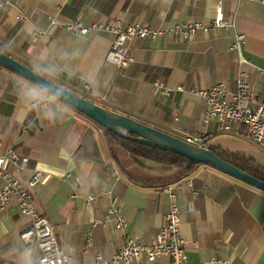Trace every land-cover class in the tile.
I'll return each mask as SVG.
<instances>
[{"label":"crops","instance_id":"0c3cea01","mask_svg":"<svg viewBox=\"0 0 264 264\" xmlns=\"http://www.w3.org/2000/svg\"><path fill=\"white\" fill-rule=\"evenodd\" d=\"M219 13L231 24L229 31L134 39V61L126 68L106 60L114 33L102 28L73 34L66 28L79 22L166 31L193 22L210 26ZM235 34L246 36L241 50L234 48ZM0 50L99 105L183 139L210 134L209 147L244 155L264 168V149L242 127H236L240 133H225L217 121L204 122L207 106L196 93L217 83L236 92L243 78L264 100V0H12L0 6ZM42 98L47 107L34 108ZM107 134L96 121L0 65V154L15 150L28 158L22 171L11 168L23 183L36 171L44 173L34 203L59 226L60 245L70 256L66 264H90L97 255L113 259L128 238L151 244L173 203L180 209L190 264H264V191L208 165L166 184L179 171L167 173L161 164L122 149L111 152ZM116 199L127 220L124 230L107 218ZM30 226L16 199L0 205V264H37L41 251L20 238ZM169 262L161 258L157 264Z\"/></svg>","mask_w":264,"mask_h":264},{"label":"built area","instance_id":"2783aa9c","mask_svg":"<svg viewBox=\"0 0 264 264\" xmlns=\"http://www.w3.org/2000/svg\"><path fill=\"white\" fill-rule=\"evenodd\" d=\"M12 0H0V6L10 5ZM52 25H57L56 19L50 17ZM231 24L219 13L210 26L200 22L185 23L172 30H154L150 26L133 24L123 26L115 25H93L85 27L76 22L69 24L66 28L73 34L86 35L92 29H102L112 32L116 39L107 54L106 60L118 68H126L134 61L130 50V43L136 38L154 39L164 34H174L183 39H189L197 31H214L217 29L230 30ZM42 33H34L35 40H40ZM236 42L234 48L241 50L246 42V36L235 34ZM264 71V70H263ZM165 94L169 90L164 89L163 83L156 82ZM85 90L91 91V86L86 85ZM196 93L207 106L204 122L217 121L220 129L225 133H240L236 127L243 128V134L249 140L257 143L264 149V100L249 88L243 78L238 80L236 92H230L224 83H217L210 89L196 90ZM256 108H251L252 104ZM34 108L45 109L47 99L37 100L32 105ZM184 140L198 145L206 146L211 135L202 133L198 136H188ZM1 146V141H0ZM28 158H21L15 150H9L6 154H0V205L4 207L10 199L18 201L21 214L31 220V226L24 230L20 238L25 243L41 251L37 264H66L70 260L60 245L59 226L53 224L46 215L39 211L34 203L33 191L42 182L44 173L36 171L26 183L21 182L11 171H22ZM186 187L193 189L192 181L187 180ZM172 197L174 194L170 191ZM107 218L112 219L116 229L124 230L127 227V220L122 214V208L116 199L107 213ZM181 214L177 203H173L166 214V224L161 227L155 240L151 244H145L132 238H128L120 251L113 259H104L97 255L95 261L90 264H157L161 258L169 259V264H190L186 250V242L181 233Z\"/></svg>","mask_w":264,"mask_h":264},{"label":"water","instance_id":"95a60500","mask_svg":"<svg viewBox=\"0 0 264 264\" xmlns=\"http://www.w3.org/2000/svg\"><path fill=\"white\" fill-rule=\"evenodd\" d=\"M0 65L11 69L38 84L51 94L74 107L76 110L96 121L107 129L108 132L119 138L150 148L172 152L193 163L211 166L227 175L264 191V181L223 160L210 148L191 144L183 138L149 126L131 117L99 105L85 97L79 96L34 71L1 50Z\"/></svg>","mask_w":264,"mask_h":264},{"label":"trees","instance_id":"16d2710c","mask_svg":"<svg viewBox=\"0 0 264 264\" xmlns=\"http://www.w3.org/2000/svg\"><path fill=\"white\" fill-rule=\"evenodd\" d=\"M106 141L110 151L113 153H115L117 149H122L134 158H141L161 164L164 168V171L167 173L179 171L176 179H174L173 181H168L166 182V184L188 178L197 170V167L201 165L190 162L184 157L172 152L150 148L132 141L119 138L118 136L110 132H108L106 136ZM210 149H212L223 160L264 181V168L260 166L255 160L221 148L210 147ZM136 182L144 185L156 184L155 182L143 180H136Z\"/></svg>","mask_w":264,"mask_h":264},{"label":"bare ground","instance_id":"6f19581e","mask_svg":"<svg viewBox=\"0 0 264 264\" xmlns=\"http://www.w3.org/2000/svg\"><path fill=\"white\" fill-rule=\"evenodd\" d=\"M157 82H159V81H157ZM252 141V140H251ZM257 144V143H256ZM258 145V144H257ZM259 146V145H258ZM204 147H207V148H210L209 146H208V144L206 145V146H204Z\"/></svg>","mask_w":264,"mask_h":264},{"label":"rangeland","instance_id":"374dc122","mask_svg":"<svg viewBox=\"0 0 264 264\" xmlns=\"http://www.w3.org/2000/svg\"><path fill=\"white\" fill-rule=\"evenodd\" d=\"M45 91H47V90H45ZM48 92V91H47ZM48 93H50V92H48ZM51 94V93H50Z\"/></svg>","mask_w":264,"mask_h":264}]
</instances>
